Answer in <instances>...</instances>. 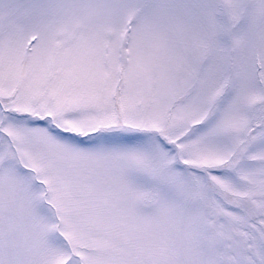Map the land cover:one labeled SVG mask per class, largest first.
Listing matches in <instances>:
<instances>
[{
	"label": "snow or ice",
	"instance_id": "snow-or-ice-1",
	"mask_svg": "<svg viewBox=\"0 0 264 264\" xmlns=\"http://www.w3.org/2000/svg\"><path fill=\"white\" fill-rule=\"evenodd\" d=\"M0 264H264V0H0Z\"/></svg>",
	"mask_w": 264,
	"mask_h": 264
}]
</instances>
